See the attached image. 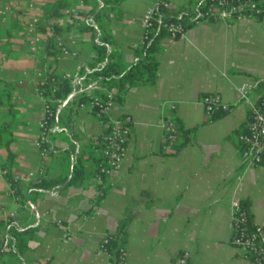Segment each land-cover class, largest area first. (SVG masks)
Here are the masks:
<instances>
[{
    "label": "crops",
    "instance_id": "crops-1",
    "mask_svg": "<svg viewBox=\"0 0 264 264\" xmlns=\"http://www.w3.org/2000/svg\"><path fill=\"white\" fill-rule=\"evenodd\" d=\"M97 1L0 0L12 6L0 15V222L18 215L21 207L3 169L9 165L28 205L22 224L33 229L24 254L5 248L0 264H107L99 243L126 217L124 264H171L182 250L191 252L190 264H255L242 257L230 236L232 206L245 200L264 243V155L253 165L240 158L238 137L249 108L236 89L241 82L264 79V13L229 22L199 21L177 39H161L155 82L132 86L112 107L115 116H131V132L121 168L100 185L92 175L104 126L90 106L75 103L78 93H89L93 85L79 83L59 105L53 126L60 130L51 135L45 158L38 157L35 146L43 112L36 90L41 75L50 67L58 76H75L95 59L97 35L77 27L87 20L94 23L87 13ZM58 2L63 7L59 17L49 18ZM152 2L123 0L103 13L100 23L127 65L136 60L134 47L142 41ZM186 2L170 0V10ZM260 3L264 8V0ZM102 7L98 3L97 9ZM66 8H77L81 18L64 14ZM33 16L40 17L35 53L27 30ZM52 23L64 30L59 40L74 54L55 59L46 54ZM206 94H218L230 109L211 119L201 102ZM165 117L176 122L178 132L195 128L169 154L161 148ZM182 140L179 136L178 142ZM77 157L84 178L69 183ZM39 168L46 177L60 180L55 194L29 188L34 179L28 172ZM99 187L106 191L97 201Z\"/></svg>",
    "mask_w": 264,
    "mask_h": 264
},
{
    "label": "built area",
    "instance_id": "built-area-1",
    "mask_svg": "<svg viewBox=\"0 0 264 264\" xmlns=\"http://www.w3.org/2000/svg\"><path fill=\"white\" fill-rule=\"evenodd\" d=\"M83 0H78V4H82ZM24 7V6H23ZM25 7L31 8V4ZM170 8V0H153L152 4L146 11V19L142 40L147 38V32L153 25L154 19L159 16L163 9ZM12 9L10 3L0 2V15L8 14ZM79 20L81 18L80 11L77 8H66L64 14H69ZM262 13V9L258 6L257 0H214L210 2L207 8L202 12L201 17L211 18L213 21H232L237 18H252L254 15ZM40 22L39 16H33L27 23V30L31 33L30 50L35 53L38 50L39 36L36 28ZM197 21L196 23H198ZM167 31L170 39L177 38L182 35L183 28L179 22H170L167 25ZM60 49L59 55L74 54L70 52L58 39L56 42ZM88 71V67L84 66ZM62 77L70 79L73 87L80 83L79 78L69 73H63ZM44 81H39L37 87L38 95L43 99L42 117L38 123V134L35 140V146L39 158H45L49 153V140L51 135L60 129L51 124V120L55 114L51 107V98L41 88ZM98 88L92 86V89ZM237 94L239 101L248 106V117L245 123V129L239 134V142L241 144L240 158L246 164H259L264 155V79L259 82L245 81L237 86ZM105 97L94 96L87 104L79 103L78 108L85 105L97 108V116L103 118L104 126V144L100 149V156L104 159V164L100 165L92 175L96 184H102L104 178L117 172L122 166V158L126 151L127 142L131 132L132 118L125 114L115 116L112 113V107L115 103L113 99V90L103 88ZM207 114L216 111L227 112L230 105L222 100L218 94H206L201 98ZM161 128L163 131L161 139V148L164 153L169 154L174 151L173 144L176 142L177 127L173 119L165 117L161 120ZM44 175V170L39 168L38 171H29L28 177L36 179ZM17 180V177H15ZM13 199L18 203L19 199L13 193ZM48 193L55 194L54 189L48 190ZM16 213L10 214L9 217L15 216ZM249 219V210L243 208L240 202L235 203L231 209V236L230 243L241 251L242 257L255 264H264V243L261 239L260 232L257 230H249L247 222ZM3 240V234L0 233V243ZM108 239L105 235L98 247V252L107 257V264H112L108 259L106 243ZM191 252L182 250L171 264H190ZM120 263L126 261L125 248L122 249L119 256Z\"/></svg>",
    "mask_w": 264,
    "mask_h": 264
},
{
    "label": "trees",
    "instance_id": "trees-1",
    "mask_svg": "<svg viewBox=\"0 0 264 264\" xmlns=\"http://www.w3.org/2000/svg\"><path fill=\"white\" fill-rule=\"evenodd\" d=\"M122 1L123 0H98L87 13V17H92L94 23H91L89 20H87L83 26L77 27L78 31H91L94 35H97V40L94 42L96 53L95 59L87 64L88 71H86L84 66H82L76 76L79 78L80 83L82 82V84H91L93 86L99 87L91 90L87 94L83 91L79 92L75 100L77 107L79 103L82 102L87 104L94 96H100L104 98L105 95L103 88L113 90L114 101L122 102L124 95L132 86L153 84L157 78L159 66L157 55L161 51L160 41L164 37H169L167 25L170 22H179L182 25L183 31H185L197 21L212 20L211 18L201 17V14L207 8L208 4L214 0H187L184 5L174 11L170 10V8L163 9L161 14L157 16L156 19H154L153 25L147 32V38L142 40L138 46L134 47L136 60L130 65L125 64L123 52L116 48L112 36L100 23L105 8L117 6ZM85 2L86 0H83L82 4ZM99 2L103 5L101 10L97 9ZM257 3L262 9V13L254 15V17L261 16L264 13V8L262 7L260 0H257ZM61 7L62 4L58 2L53 7H51L47 16L49 18L59 17V9ZM69 14L71 15V12ZM63 32L64 30L61 29V27L56 23L50 24V35L47 41L46 54L53 57L54 59L57 57V55H59L60 49L58 48L56 42ZM179 37L180 35L177 36V38ZM41 79L44 81L41 88L44 89L51 98V107L55 111V114L51 120V124H53L59 105L72 91L73 86L70 79H65L62 77V75H56L50 67H47L43 71ZM90 108L92 113L102 123L103 118L97 116V108ZM225 113L226 112L216 111L209 115L211 119H215ZM194 129L195 128L183 130L182 128H179L180 131L178 132L177 127V139L173 144L174 150L179 149L187 142L189 133L193 132ZM104 134L105 132L100 137L102 144H104ZM179 136H181L183 140L178 142ZM9 160L11 161V155H9ZM103 164L104 159L100 156V158L97 159V168ZM3 169L14 195L18 197L21 203V207L18 209V215L16 214L13 217H8L5 221L0 222V233L3 234V240L0 243V254L5 248L10 247L13 252L17 253L18 255H23L27 250V237L33 231L32 228H27L22 224V214L28 205L20 190V184L18 180L15 179L10 166L5 165L3 166ZM83 178L84 168L82 159L77 157L75 159L73 174L69 180V183H74L76 181L81 182ZM59 183L60 180L48 178L45 174L30 182L29 188L32 190H55L57 189V185ZM105 191V189L99 187V192L96 196L97 201L101 199ZM240 204L243 208L248 210V201L243 200L240 202ZM127 222L128 219L126 217L119 223L116 232L106 235L108 239L106 243L108 259L112 264H121L119 256L127 243ZM247 228L249 230L259 231V229L252 225L250 214L247 222ZM262 230H264V226Z\"/></svg>",
    "mask_w": 264,
    "mask_h": 264
},
{
    "label": "water",
    "instance_id": "water-1",
    "mask_svg": "<svg viewBox=\"0 0 264 264\" xmlns=\"http://www.w3.org/2000/svg\"><path fill=\"white\" fill-rule=\"evenodd\" d=\"M101 7H102V3L99 2V8H101ZM91 20H92V18H91ZM59 111H60V110L57 111L56 115L59 113ZM67 181H68V179L66 180L65 184L67 183ZM65 184H64V185H65ZM64 185H63V186H64ZM41 191H44V190H41Z\"/></svg>",
    "mask_w": 264,
    "mask_h": 264
}]
</instances>
